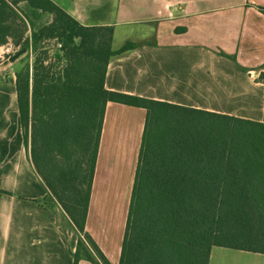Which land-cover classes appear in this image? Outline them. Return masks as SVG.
<instances>
[{
	"label": "trees",
	"instance_id": "1",
	"mask_svg": "<svg viewBox=\"0 0 264 264\" xmlns=\"http://www.w3.org/2000/svg\"><path fill=\"white\" fill-rule=\"evenodd\" d=\"M23 2L54 17L52 35L64 43L59 75L38 62L17 84L47 200L79 234L74 264H111L87 232L110 102L147 110L120 264H210L214 247L264 254V123L108 90L111 59L138 45L114 50L113 27L84 26L52 0H0V46L6 9Z\"/></svg>",
	"mask_w": 264,
	"mask_h": 264
},
{
	"label": "crops",
	"instance_id": "2",
	"mask_svg": "<svg viewBox=\"0 0 264 264\" xmlns=\"http://www.w3.org/2000/svg\"><path fill=\"white\" fill-rule=\"evenodd\" d=\"M52 1L84 26L113 27L114 50L138 45L111 59L108 90L264 123V0ZM17 81L0 59V191L11 194L0 193V264H74L79 234L47 200ZM146 122V109L107 105L87 232L111 264H120ZM210 264H264V254L214 247Z\"/></svg>",
	"mask_w": 264,
	"mask_h": 264
},
{
	"label": "rangeland",
	"instance_id": "3",
	"mask_svg": "<svg viewBox=\"0 0 264 264\" xmlns=\"http://www.w3.org/2000/svg\"><path fill=\"white\" fill-rule=\"evenodd\" d=\"M53 23L54 17L52 15L39 14L35 16L24 2L17 6L10 4V8L6 9L1 25L2 33L5 36V42L2 46L13 43L15 50L8 57H0L1 62L8 61L14 73L17 76H22L23 80H25L28 72L33 73L38 62H44V65L51 69L53 75H59L67 62L62 38L59 35H52L51 26ZM126 32L131 34V31L125 30L122 34L117 35L116 48L124 43ZM129 34H127L128 37H130ZM121 185L122 187L127 186V184ZM50 200L56 202L52 195ZM111 232L115 233L114 230Z\"/></svg>",
	"mask_w": 264,
	"mask_h": 264
},
{
	"label": "built area",
	"instance_id": "4",
	"mask_svg": "<svg viewBox=\"0 0 264 264\" xmlns=\"http://www.w3.org/2000/svg\"><path fill=\"white\" fill-rule=\"evenodd\" d=\"M15 50V45L13 43H9L5 46L0 47V57H8L13 54Z\"/></svg>",
	"mask_w": 264,
	"mask_h": 264
}]
</instances>
